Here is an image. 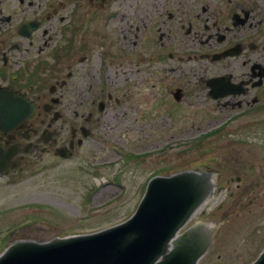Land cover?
Listing matches in <instances>:
<instances>
[{"label":"flooded vegetation","instance_id":"af4514ba","mask_svg":"<svg viewBox=\"0 0 264 264\" xmlns=\"http://www.w3.org/2000/svg\"><path fill=\"white\" fill-rule=\"evenodd\" d=\"M135 47L147 80L158 79L177 108L264 125V0H0V179L48 155H79L102 113L130 97L134 68L120 84L118 65L135 59ZM242 171L225 183L218 176L193 223L224 217L232 207L219 202L238 191L247 200L238 210L250 211L260 176Z\"/></svg>","mask_w":264,"mask_h":264},{"label":"rangeland","instance_id":"374dc122","mask_svg":"<svg viewBox=\"0 0 264 264\" xmlns=\"http://www.w3.org/2000/svg\"><path fill=\"white\" fill-rule=\"evenodd\" d=\"M134 25H139L137 16ZM133 51L135 59L118 65L120 84L126 77L124 71L134 68L127 84L130 97H122L123 102L102 113L103 125L94 133L96 138H88L79 155L62 161L48 155L37 165L30 164L19 178L1 179L0 253L9 243L5 240L9 232L17 226H26L17 238L94 231L128 218L137 209L151 175L207 167L225 172V180L243 168H253L260 173L262 185L254 188L259 198L250 208L252 212L238 210L237 201L247 205L240 191L234 199H225V207L232 209L215 220L230 222L204 262L247 264L264 245V125L238 119L222 134L185 148L191 142L188 136L219 126L230 112L177 108L158 79L147 80L146 61L143 64L139 58L142 50L135 47ZM154 68L160 74L167 72L157 65ZM143 77L149 87L154 80L158 86H142ZM204 98L194 96L195 101ZM245 139L246 144L241 143ZM168 146L169 150L157 155ZM140 150L147 152L144 161L133 158L132 153ZM236 186L232 182V190H238ZM255 210L260 213L254 220ZM217 254H221L220 263Z\"/></svg>","mask_w":264,"mask_h":264},{"label":"water","instance_id":"95a60500","mask_svg":"<svg viewBox=\"0 0 264 264\" xmlns=\"http://www.w3.org/2000/svg\"><path fill=\"white\" fill-rule=\"evenodd\" d=\"M217 174L225 183V172ZM203 195L199 184L183 174L157 177L127 222L110 230L50 242L19 241L0 255V264H194L199 241L191 237L192 232L180 236L173 251L164 254L168 241ZM215 222L220 224V235L212 251L230 220ZM187 240L196 245H183ZM253 264H264V252Z\"/></svg>","mask_w":264,"mask_h":264}]
</instances>
